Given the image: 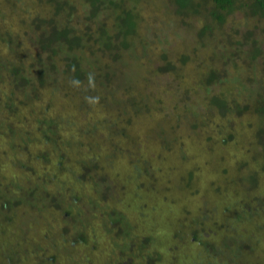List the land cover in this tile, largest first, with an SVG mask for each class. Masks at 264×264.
I'll return each mask as SVG.
<instances>
[{
  "label": "trees",
  "instance_id": "1",
  "mask_svg": "<svg viewBox=\"0 0 264 264\" xmlns=\"http://www.w3.org/2000/svg\"><path fill=\"white\" fill-rule=\"evenodd\" d=\"M173 1L176 3L174 12L186 18L187 25H190V18L199 14V3L193 0ZM207 1L209 3L204 18L217 28L229 20L234 22L225 34L232 44L245 47L240 68L236 67V62L230 61L232 72L229 78L217 77L209 72L199 82L207 93L211 81L221 80L223 89L217 94L209 93L205 99L209 109L216 107L224 113L232 111L238 115L234 117H257L258 124L253 127L256 129L255 138L252 134L253 141L246 138L242 145L236 142L237 155L241 154L240 166L243 165L245 172L250 174H237L234 169L230 172L234 167H228L231 163L222 159L228 166H223L221 178L214 183L217 194L205 187L198 191L207 189V195L202 194V200L196 204L191 206L189 201L185 204L177 201L178 206L185 210L182 220L187 224L181 225L180 219L176 217V223H171L169 238L162 233V228L154 236H149L145 235L146 232H140L145 229L141 226L138 234H135L137 220L129 223L113 202L112 188L115 187V180L110 178L106 169L118 158L117 153L123 157L120 159L122 161L131 158H126L127 149L123 147V140L127 138L132 143L137 134L138 138L141 134V131L130 134L133 118L114 117L111 114L106 116L100 112L102 119L96 123L99 126L103 124L107 131L108 150L96 153L95 142L91 140L86 152L79 150L83 145L78 138L79 134L73 140L57 130L56 119L49 114L53 109L52 103L42 98L48 94L50 98L64 96L67 101L69 93L85 91L84 96L79 94L80 102L86 103L88 99L94 98L103 100L105 107L109 105L111 96L108 98V93L111 91L105 90L103 82L108 81L113 74L122 75L124 53L131 54L135 48V39L138 40L140 20L136 1L44 0V4L49 6L48 10L41 15L35 13L30 18L21 17L19 34L0 24V145L2 142L5 145L4 148L0 147L4 153L0 171L7 164L12 168L15 166L22 170L18 174L29 184L14 182L11 177L1 182L6 177L0 172V256L3 259L11 260L10 264H23L25 260L26 264H122L119 262L125 253L120 249L115 258L116 263L110 248L117 244L114 243L116 238L110 241L109 234L115 228L120 231V240L127 237L133 245L136 243L129 250L134 252V248L137 249L139 264H150L154 259L155 264L163 259L166 264L183 262L177 259L173 249L180 244L182 252L187 248L191 251V254L184 257V262L188 264H263L264 0ZM154 6L151 3V7ZM166 14L168 17L167 10ZM239 14L242 21L237 16ZM237 17L240 19L234 20ZM168 18L164 16L165 23H169ZM143 29L145 33L150 32L146 25ZM211 32L208 25H202L195 40L201 47L209 48V55L213 59H219L222 55L213 52L209 37ZM151 33L156 36L154 30ZM216 47L223 49L221 44ZM235 53L237 51L231 55ZM114 60L120 64L113 65ZM97 85L103 86L100 88L103 90L102 95L97 94ZM43 91L46 93L42 95ZM227 95L230 99H226ZM69 100L72 104V99ZM77 109L88 116L89 112L85 111L84 106L77 105ZM231 122L230 129H239L240 119ZM228 136H233L232 130L219 139L224 144ZM134 161L137 169H141L137 175L150 169L146 173L155 178L161 172L153 167L147 157L137 155ZM39 165L40 171L37 169ZM190 173V170L185 173L188 179L185 183L192 184V188L195 181H191ZM9 175L13 176V172ZM133 178L137 183L135 189L140 181L136 176ZM170 180L162 182L166 194ZM144 190L156 195L159 193L156 187L155 191L147 188ZM166 194L161 195L163 200H166ZM135 204L136 207L139 205L138 202ZM185 208L193 210L194 215L189 214ZM141 211L138 214H142ZM39 217L43 221L35 222ZM96 221L100 223L101 234L95 231ZM44 222L47 223L43 226ZM34 223L42 225L46 242H41V238L40 242L35 238L29 241L28 234L24 238L20 234L25 233L27 228H30L28 231H34ZM257 227H263L261 235L257 233ZM98 236L110 242L98 244ZM69 242L71 249L67 248ZM156 242L159 244L156 245ZM165 243L171 244L169 255L158 251L160 245L164 246ZM191 245L192 248L189 247ZM87 246L91 247L90 250ZM256 246L262 253L258 251V255L252 258ZM191 255L194 257L193 262Z\"/></svg>",
  "mask_w": 264,
  "mask_h": 264
},
{
  "label": "rangeland",
  "instance_id": "2",
  "mask_svg": "<svg viewBox=\"0 0 264 264\" xmlns=\"http://www.w3.org/2000/svg\"><path fill=\"white\" fill-rule=\"evenodd\" d=\"M43 1L0 0V24L8 30L19 34L21 30H18V26L22 19L21 17L30 18L35 13L41 15V13H45L48 10L49 6L44 4ZM135 1L139 13L138 32L140 35L138 34L137 36L138 40L135 39L136 44L133 52L131 54L126 53L127 55L124 53V65H121L122 75H119V73L113 74L108 78V81L103 82L105 90L112 92L108 93V98L111 96V100L108 102L109 105L107 107L103 106V100L99 101L94 98L88 99L86 103L80 102L81 97L79 94L84 96L85 91L79 94L69 93L68 97H66L67 101L64 96L50 98V95L45 94V91L41 94H45V98L44 95L42 96L43 101L44 99L45 101L50 100L52 103L53 109L49 114L52 115L53 119H56L54 121L57 124V130L73 140L80 136L78 138L81 139L83 145L79 147V150H86V152H88L87 146L91 140L95 142L96 148L94 151L96 153L101 154V152L108 150L106 148V144H109L106 135L107 131L104 129L103 124L100 123L101 126H99L96 123L97 120L102 119V115L111 114L114 117L133 118L134 125L131 124L130 129L132 131L130 134L140 133V131L141 134L139 138L137 134L132 143L127 138L123 140V147L127 149L126 158H131L122 161L120 159L123 157H120L117 153L118 156L116 157L118 158L114 159L115 162L111 163L110 167L106 169L110 178L115 180V187L112 188L114 191L113 202L124 213L129 223L137 220L135 222V234L141 226L145 229H141L140 232H146L145 235L149 234V236H154L156 231L160 232L162 228V233L165 234L166 238H169L171 223H176V217L180 219L181 225L187 224L182 220L185 210L178 206L177 201L180 200L183 203H188L189 201L192 206L202 200V194L207 195V189L198 191L200 188L205 187L210 188L209 190L213 194H217L214 183L221 178L220 172L225 165L222 159L231 163L229 166L225 165L226 167H234L230 172L234 169V173L237 170V174L245 176L250 174L245 172L243 165L240 166L241 154L237 155L236 142H238V145H242L245 143L243 139L246 138L253 141L256 134V129H253V127L257 123V117L254 119H251L254 117L252 115H249L250 119L245 115L234 117L236 114L232 111L224 113L217 110L216 107L209 109L206 106L207 100L205 99L209 93L217 94L223 89L221 80L211 81L207 93L199 82V79L201 80L204 76L207 77L209 72L214 73L217 77L229 78L228 75H231L230 72H232L230 61L236 62L237 68L242 66V51L245 46L232 44V41L225 34L230 31V26L232 23L234 25V22L229 20L224 26L219 28L211 24L204 18V12L209 3L207 0H193L195 3H199L200 11L198 15L190 18V25H187L188 20L186 18H181V15L174 12L176 3L173 0ZM151 3L155 4L153 8ZM164 16L169 19V23H165ZM237 16L241 18V14ZM239 17L234 20L240 19ZM242 20L243 18H241ZM144 25L150 32H144ZM202 25H208L211 29L212 32L209 37H211L212 49L213 52L216 51L219 55H222L219 59L216 57L213 59L209 55V48L206 46L201 47L195 40ZM152 30L156 32V36H153ZM24 31L28 32V30ZM215 43L216 45L221 44L223 49L216 47ZM4 51L3 49V53ZM234 51H237V54L231 55ZM112 64L119 65L120 62L118 63L114 60ZM102 87L96 86L97 94H103V90H100ZM82 88L79 89L81 90ZM69 99H72V104ZM226 99H230V96L227 95ZM77 105L84 106L85 111L89 112L88 116L80 113ZM97 109L100 110L99 113ZM81 111H83V108ZM239 119L241 120L240 125L246 127H241L242 129H240L238 124L239 129H230L231 120L236 122ZM248 121H251L249 125L247 124ZM94 126L97 127L95 128ZM231 130L233 136H228L223 144V141L219 138ZM253 133L254 138L252 136ZM257 136L258 134L256 139ZM1 146L4 148V142H2ZM248 146H252V144H248ZM3 155L4 153L0 148V161ZM137 155L149 158L153 167L158 168L161 172L156 174L155 178H152V174L146 173L150 172V169L143 170L137 175L138 171L141 170L137 169L134 161V157ZM250 166L253 167L252 164ZM40 167L41 165L37 166L38 171H40ZM189 170L191 171V181H195V185L192 188L190 187L192 184L185 183V181H188L185 173ZM0 172L6 177L1 182H5L8 177H11L14 182L29 185L18 174L22 170L16 169L15 166L12 168L7 164ZM12 172L13 176H8ZM135 176L140 181V184L138 188L134 189L137 184L133 178ZM165 179H171V182L169 181L167 184L169 186L167 194L163 192L165 188L162 185ZM155 187L157 192H159L157 195L147 193L144 190V188H147L155 191ZM193 188H197V190ZM165 194L167 195L166 200H163L161 195L164 196ZM209 195L211 194L209 193ZM136 202L140 206L136 207ZM139 210H142V214H138ZM188 212L192 214L193 210ZM39 221H43V218L39 217L35 222ZM46 223L44 222L43 226ZM95 223V231L101 234L99 221ZM34 224L33 229L34 231L36 230L35 232L33 230L28 231L30 228H27L24 230L25 233L21 232L20 234L23 235V238L28 234L29 241L35 238L37 242H40L41 238V242H46L45 232L41 230L43 228L42 225L40 223ZM249 226L247 225V227ZM256 231L261 235L263 227H257ZM140 232L139 235H141ZM109 234L111 236L110 241L116 238L114 243H117L115 246H110L113 260L118 263L115 258L121 249L125 254H122V261L120 260L119 263L139 264L140 257L136 258L139 255L137 249L134 248V252L129 250V248L135 247L136 243L133 245L131 241H128L127 237L120 240L118 236L120 231L115 228ZM53 238L56 237L54 236ZM110 241L100 237L98 244H105ZM157 244L159 243L156 242ZM169 245L171 244L160 245L158 250L160 254L169 255ZM180 245L173 249L177 254V259L183 260V262L178 261V264H185L184 257L191 254V251L187 248L186 251L182 252ZM71 246L69 242L67 248L71 249ZM257 246L253 250L252 258L258 255V251L262 253L261 250H257ZM189 247L192 248L193 246ZM87 248L90 250L91 247L87 246ZM128 252L130 256L126 255ZM190 257L191 262H193L194 257L192 255ZM164 260L158 262V264H166ZM10 262L0 256V264H10ZM24 263L26 264V260ZM262 263L264 264V262ZM150 264H155V259ZM174 264H176V261Z\"/></svg>",
  "mask_w": 264,
  "mask_h": 264
}]
</instances>
